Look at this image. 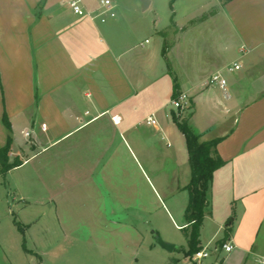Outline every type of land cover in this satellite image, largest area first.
<instances>
[{
	"label": "crops",
	"instance_id": "obj_1",
	"mask_svg": "<svg viewBox=\"0 0 264 264\" xmlns=\"http://www.w3.org/2000/svg\"><path fill=\"white\" fill-rule=\"evenodd\" d=\"M100 1L82 3L96 13ZM194 1L202 5L177 44L220 18L227 30L211 31L237 38L240 52L194 39L191 58L178 54L177 90L193 107L176 112L200 141L222 138L225 160L209 188L202 247L207 222L217 226L214 238L223 235L199 264H264V0ZM103 16H78L66 0H0V147L11 136L8 160L21 162L0 175V258L22 249L42 260L46 251L28 243L52 237L65 245L52 259L66 264H141L160 247L153 238L173 242L163 219L175 230L186 225L188 149L161 102L157 72L171 50L164 56L161 41L147 47L148 38L134 44L124 35L127 16ZM230 54L240 68L223 90L210 78ZM151 114L156 125L146 123ZM185 259L167 263L192 264Z\"/></svg>",
	"mask_w": 264,
	"mask_h": 264
},
{
	"label": "rangeland",
	"instance_id": "obj_2",
	"mask_svg": "<svg viewBox=\"0 0 264 264\" xmlns=\"http://www.w3.org/2000/svg\"><path fill=\"white\" fill-rule=\"evenodd\" d=\"M114 1V10L115 15L118 17L120 15L127 16L125 22V34L127 37H129V41H131L134 44H140L141 42H144L146 38L149 39L150 43L146 44V46L150 47L154 44H158L159 40L160 47L163 48H169L171 50L169 54V58L171 62H167L161 55L159 56V70L158 73H162V70L164 71V79H163V90H161V97L162 103L164 104L165 110L170 113L171 110L177 111V108L172 103L171 93L173 89V85L176 82V77L178 75V54L182 53L183 59L191 58L192 50L188 45H192L194 39L197 40L198 44L206 43L207 45H233L236 48V52L238 51L239 42L238 40L235 41V39L231 35L227 34H217L216 32H212L211 28H218L221 27L224 31L227 30V24L224 23L222 19H215L212 20L211 24H205L201 26L200 31H195L192 29H189L186 34H184L183 41L177 44V35L180 33L179 28L182 27L183 24H187V19H189L190 14L193 15L194 11L197 9H200V3L192 1H186V0H178L174 4L171 3L170 0H152V3L150 6H147L146 8L143 7V1L144 0H112ZM173 7V11L171 6ZM174 12V15H173ZM173 20V21H172ZM190 24L188 23L189 26ZM213 26V27H210ZM185 27V26H184ZM163 31L164 38H161L157 35V31ZM212 32V33H211ZM165 40V42H164ZM181 47V49L179 48ZM218 46V45H217ZM189 48V49H187ZM180 49V50H179ZM167 51V50H166ZM207 53V52H206ZM240 55V52H237ZM232 54L227 55L224 57L225 66L222 69L221 73L222 75L228 76L230 74H235V70L229 72L227 70V67L232 66L233 63L231 60L233 57H231ZM173 64V66H172ZM169 65V67H168ZM173 70V72H172ZM190 104V102H189ZM187 104V105H189ZM185 105L183 108H179L180 111L187 112L189 109V106ZM188 108V109H187ZM185 119V118H183ZM207 210V209H206ZM206 213V211H205ZM167 227V229L171 232L172 237V243L175 246V249L172 251H168L166 249L160 248L161 246L158 243L157 238L160 237L163 241H165L164 236L161 234V236H157L156 238H153V242L155 245L160 246L157 247V251L154 250L153 253L150 255H141V264H168L170 261H172V258H180L181 261L186 263L184 250L187 248V237L183 230H175L169 223H167L163 219V225ZM217 230V226L214 224H211L210 222H207L203 231H202V240L204 247L208 248V250H213L215 242L217 239H219L223 232L216 235L214 238L215 231ZM58 235V233H57ZM59 236V235H58ZM43 241H41V244H35L34 242L28 243V247H38L39 250L46 251V254L43 256V259L40 260L38 256L35 254H26L22 251V249H18L12 253H10L8 259L6 258H0V264H66L64 261L60 262L61 260L57 257L56 259H52L50 253H56L63 254V252H59L56 250V247L59 246H65L62 245L59 240L53 242L54 238L45 237ZM164 238V239H163ZM211 239V242L209 244H206L207 241ZM166 242V241H165ZM38 250V251H39ZM95 257L98 255L95 254ZM189 259V258H188ZM208 259H204L203 261L206 263ZM194 261L193 259L190 260L192 263ZM77 261H75L76 263ZM168 262V263H167ZM180 263V264H184ZM204 263V264H205ZM89 264H109V260L105 259V257L101 258H94L90 260Z\"/></svg>",
	"mask_w": 264,
	"mask_h": 264
},
{
	"label": "trees",
	"instance_id": "obj_3",
	"mask_svg": "<svg viewBox=\"0 0 264 264\" xmlns=\"http://www.w3.org/2000/svg\"><path fill=\"white\" fill-rule=\"evenodd\" d=\"M203 19H205L204 16H201L197 20ZM162 53L166 56L165 48ZM178 95L177 84L175 82L171 97L174 100ZM191 107H193L192 102L189 104V108ZM177 110H179V108ZM171 115L173 122L185 137L191 168L190 180L185 187L188 192V203L185 208L186 225L182 227L187 237V248L184 250V255L191 260L193 255L203 248L200 242V230L204 221L205 211L209 204L208 192L214 172L225 164V160L217 151V145L222 138L200 141V134L187 120H181L180 114L174 110H172ZM3 121L10 129L6 115L3 116ZM11 142V136H8L6 144L0 147V175L3 177L11 168L21 163L18 160L13 162H9L8 160ZM15 224L20 230H23L21 223L16 221ZM224 240L223 238L221 244L224 243ZM192 264H196V262L192 261Z\"/></svg>",
	"mask_w": 264,
	"mask_h": 264
},
{
	"label": "built area",
	"instance_id": "obj_4",
	"mask_svg": "<svg viewBox=\"0 0 264 264\" xmlns=\"http://www.w3.org/2000/svg\"><path fill=\"white\" fill-rule=\"evenodd\" d=\"M66 3L68 4L71 11L78 16H83L85 14H89L93 16L94 14V16L101 17L100 18L101 21L106 20V18L103 16L105 14H108L111 17L115 16V12L113 11V6L110 0H101L100 4L102 8H99L96 11V13L87 11L82 3V0H66ZM239 68H240V64L234 62L233 67L232 66L227 67V70L231 72ZM210 82L216 83L220 86L221 89L226 90V79L222 75L221 71L214 73L210 78ZM172 103L177 109L183 108L185 105L189 104V97L186 93H180L176 99L172 100ZM146 123L148 125H156L157 120L155 118V115L151 114L150 116H148L146 118ZM42 127L44 128L45 124H42ZM25 134L26 136H28L29 132H26ZM221 246L226 251H230L233 248L232 244L229 242H224L221 244ZM215 250H218V246L215 247ZM209 255H210V250H208V248H202L200 251L196 252L193 255L192 259L194 260L193 262L199 264L202 259L207 258Z\"/></svg>",
	"mask_w": 264,
	"mask_h": 264
},
{
	"label": "water",
	"instance_id": "obj_5",
	"mask_svg": "<svg viewBox=\"0 0 264 264\" xmlns=\"http://www.w3.org/2000/svg\"><path fill=\"white\" fill-rule=\"evenodd\" d=\"M143 7H145L144 3H143ZM157 240H158L159 245L162 248H164V249H166L168 251H172L173 250V248H174L173 244H170V243H167V242L163 241L160 237H158Z\"/></svg>",
	"mask_w": 264,
	"mask_h": 264
}]
</instances>
